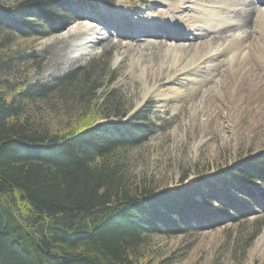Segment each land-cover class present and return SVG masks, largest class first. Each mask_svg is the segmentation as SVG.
<instances>
[{
  "label": "trees",
  "instance_id": "16d2710c",
  "mask_svg": "<svg viewBox=\"0 0 264 264\" xmlns=\"http://www.w3.org/2000/svg\"><path fill=\"white\" fill-rule=\"evenodd\" d=\"M94 2L0 3V31L44 39L76 8L97 9ZM4 56L0 51V63ZM100 62L24 88H9L0 75V264H165L149 254L154 237L189 232L196 218H207L211 204L248 214L240 198L264 194V152L180 189L130 193L121 155L148 139V111L128 116L112 88L96 102L102 113H112L105 121H96L97 106L67 103L81 86L92 93L102 88ZM53 95L72 118L55 128L33 115Z\"/></svg>",
  "mask_w": 264,
  "mask_h": 264
},
{
  "label": "rangeland",
  "instance_id": "374dc122",
  "mask_svg": "<svg viewBox=\"0 0 264 264\" xmlns=\"http://www.w3.org/2000/svg\"><path fill=\"white\" fill-rule=\"evenodd\" d=\"M18 1L0 0V3L11 7ZM149 1L128 0L126 5L130 17L124 11L121 23L124 36L119 38L117 33L111 35L103 43L96 44L92 55L78 58L77 61L73 58L70 61L69 58L82 39L78 34L70 36V30L78 26L89 28L98 25V33L105 32L110 20L100 10L114 12L120 7L121 0H95L97 10L76 8L74 16L67 17L57 26L56 33L44 39H24L0 31V51L3 55L6 53L0 63V75H4L3 82L11 84L9 88L52 83L93 61H101L98 74L101 81L97 85L102 88L92 93L91 87L81 86L78 95L76 92L69 94L67 103H74L72 106L89 103V107L96 108L99 107L96 104L98 98L112 88L119 91L121 105L128 116L143 109L148 111L146 115L153 124L148 139L139 146L124 150L121 155L125 166L123 169L128 175L127 190L132 194L145 190L160 192L180 189L198 178L229 170L237 163L264 152V124L254 121L256 113L249 111V114L243 113L241 117L222 116L215 119L203 115L190 120L188 113L200 89L182 78H178L176 83L184 85V94L174 99L173 94L168 93L163 108L155 96L143 100L142 84L131 75L130 56L123 53L130 48L134 50L135 46L153 48L151 43H146L149 39L162 41L160 36L138 40L132 38L135 23L130 18L138 19L148 12ZM253 2L257 4L256 0ZM195 6L192 4V7ZM157 9L160 10L158 14L167 13L165 8ZM232 31L233 28L222 29L219 33L225 35ZM203 34L213 40L218 39L215 32L203 30ZM224 35L221 38H225ZM178 42L190 44L184 43L187 40ZM120 55L126 57L117 62ZM211 83L216 84L215 81ZM246 91L250 92L255 103L264 107V97L258 99L251 88H246ZM50 99L35 106L33 115L36 123H49L55 128L54 124L72 119L66 116L61 106L65 101L60 96L53 95ZM252 108L256 111L255 107ZM96 110L97 122L105 121L106 115H112L108 111L102 113L100 107ZM115 119L120 118H111ZM253 124H258V127L253 128ZM240 202L242 210L245 209L248 214L227 213L218 204H211L207 218H196L189 232L173 237H154L148 246L149 254L155 261H164L165 264H264V251L254 252L256 242L264 232V194H257L253 200L240 198ZM215 214L217 218L213 219Z\"/></svg>",
  "mask_w": 264,
  "mask_h": 264
},
{
  "label": "bare ground",
  "instance_id": "6f19581e",
  "mask_svg": "<svg viewBox=\"0 0 264 264\" xmlns=\"http://www.w3.org/2000/svg\"><path fill=\"white\" fill-rule=\"evenodd\" d=\"M127 1L121 0L120 7L114 12L100 10L110 20L105 32L98 33V25L70 30V36L78 34L82 39L75 46L70 61L92 55L97 43H103L115 33L119 38L124 36L121 27L124 11L130 17ZM253 1L150 0L148 12L138 19L130 18L135 23L132 38L160 36L162 39L146 42L153 48L135 46L134 50L129 47L123 53L130 56L131 75L142 84L143 100L155 96L163 108L168 93L173 94L174 99L184 94V85L176 83L182 78L200 89L188 113L190 120L203 115L210 119L235 118L252 112L256 113L254 121L264 124V107L255 103L250 92L246 91L251 88L258 99L264 97V0H256L258 5ZM192 4L196 6L192 7ZM157 7L165 8L167 13L158 14ZM231 28L233 31L229 34L219 33ZM203 30L217 33L218 37L214 35L218 39L205 36ZM99 34L103 36L99 37ZM178 40H187L184 43L190 44H180ZM125 57L118 56L117 62ZM258 124H253V128ZM254 250L264 251V232Z\"/></svg>",
  "mask_w": 264,
  "mask_h": 264
}]
</instances>
